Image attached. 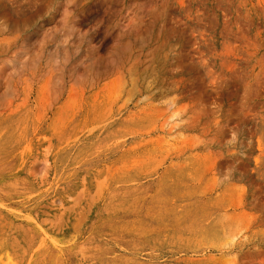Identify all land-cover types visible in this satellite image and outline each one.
Segmentation results:
<instances>
[{
    "label": "rangeland",
    "instance_id": "1",
    "mask_svg": "<svg viewBox=\"0 0 264 264\" xmlns=\"http://www.w3.org/2000/svg\"><path fill=\"white\" fill-rule=\"evenodd\" d=\"M0 264H264V0H0Z\"/></svg>",
    "mask_w": 264,
    "mask_h": 264
},
{
    "label": "bare ground",
    "instance_id": "2",
    "mask_svg": "<svg viewBox=\"0 0 264 264\" xmlns=\"http://www.w3.org/2000/svg\"><path fill=\"white\" fill-rule=\"evenodd\" d=\"M40 98H42V96ZM37 111L40 112V106L37 108ZM63 118H64L63 116H59L58 119H57V121L58 122H61L63 120Z\"/></svg>",
    "mask_w": 264,
    "mask_h": 264
}]
</instances>
